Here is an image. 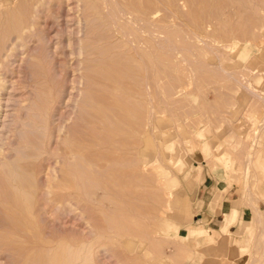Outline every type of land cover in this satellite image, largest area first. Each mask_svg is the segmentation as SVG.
Returning <instances> with one entry per match:
<instances>
[{
    "label": "rangeland",
    "instance_id": "1",
    "mask_svg": "<svg viewBox=\"0 0 264 264\" xmlns=\"http://www.w3.org/2000/svg\"><path fill=\"white\" fill-rule=\"evenodd\" d=\"M29 1H18L20 4L17 6H21L19 11H21L20 8L23 11L27 6V12L18 11V15L21 13L23 17L29 14L30 8L28 9V7H30L29 4H32ZM104 1L106 0H58L54 2L49 0V3L44 4V7L41 6L42 9H39L37 14L36 24L38 26H34L33 32L34 34L38 32V34L34 35L35 37L28 43V57L23 54L21 56L22 61L14 62L15 65H20L19 71L17 68H10V71L14 69L12 74L14 73L15 80L19 81L21 86L27 85L28 79H31L32 82V75L29 78L33 67L31 63L29 64L30 61H36L39 57L44 64L47 63L45 64L47 68L50 64L48 57L50 52L48 55L46 54L45 46L43 49L41 48L42 50L40 49L42 46L40 44L41 39H43V45L47 43L48 37L55 42L61 36L66 41L69 31H77L81 37L80 35H83L88 27L93 26L92 29L87 30L89 34L85 33L90 36V40L87 35V37H82L90 42L96 39L95 49L89 55L81 56L82 60L90 58V62L87 61V63L89 62L88 66L86 61H83L85 64L82 63L87 68L89 67L88 70L90 71L82 69L79 72L86 74L84 71H87L88 75L83 76H86L87 79L91 78V80L93 78V83H90L94 86L90 85V88L85 91L84 87L83 91L92 93L97 98L101 94L105 98V95L113 88L111 82L114 79L116 81V78H119L116 82L127 88L129 92L136 91V83L132 80V75L136 71L131 72L130 80L126 81L127 71L120 65L123 61L122 58H126L124 57L126 50L131 51L132 56L135 54L133 53L134 50L135 52L139 50L144 58L142 69L146 68L145 64L148 65L146 71L144 70L145 76L142 72L146 80L144 88L146 93L142 94V98L134 93L133 100L142 99L147 110L153 106L156 109L139 137L141 144L138 141L140 146L138 145L137 154H142L143 160L145 159L146 161H144L148 163L147 180L152 183L155 182L152 184L149 181H142L140 184L138 182L133 184V180H128V177L120 178L126 181L124 185L126 184L125 186L128 188L126 190L122 182L115 185L119 191L114 189V192L119 197L114 196L112 198L111 209L117 212L112 217L100 213V209L106 204L104 201H101V204L88 205V208L83 207L84 203H82L80 207L85 209L83 215L81 210L73 208V206H71L72 208L69 206L70 209L68 204L66 209L69 208L70 211L68 209V211L56 212L53 209L57 205L56 203H53L54 206L45 201L44 204L42 203L46 199V197L40 196H44L42 184L46 178L42 172L43 167L41 169L37 167L35 186L37 185L39 189L35 187L34 202L37 207L42 205L43 208L48 205L45 207L47 210H45L50 213H43L45 216L43 215L41 220L39 218L40 221H37L38 231L41 232L43 239L51 243L67 242L76 246H83L97 256L98 259L93 264H114V262H116L115 264H202L203 256H205L199 252L202 248H210L215 255L223 252L229 258H233L234 245L238 242L248 246L249 250L246 251L248 253L252 249L250 241H255V247H259L262 253L261 255L253 254L250 256L245 254L244 264H264V246L262 247L258 241L260 232L264 231V223H259L260 230L257 235L254 230L248 232L249 240H246V232L242 229L251 218L250 205L261 209V203L264 201L262 198L264 195L262 188L264 185V0H206L205 3L202 0H110L113 2L110 3L108 0L110 4H108V9L112 8L114 13L112 14L111 10L109 12L116 17L117 26H114L112 21L107 18L104 11L108 5L107 1V7L103 5L105 4ZM79 2L80 4H78ZM111 4H113L112 7ZM17 6L16 8H18ZM124 8L127 10L128 16L123 20L119 15L123 13L120 11H126L123 10ZM137 9L144 16L143 22H140L136 17ZM83 12H85L84 15L87 14L88 16L89 14V19L87 18L86 21L83 18ZM18 15L17 19H19ZM81 16L82 18H80ZM5 22L3 19L0 20V39L1 36L2 38L5 36L4 27H7ZM4 23L5 25H3ZM133 25L135 28L137 27V30ZM139 27L145 28V31L142 32V30L140 31L142 33H137ZM128 28L129 30L132 28L130 30L132 38L130 35L128 38L135 41L124 39V32ZM191 32L196 36L191 35ZM157 36L160 37V41L157 40ZM162 38L163 40H161ZM89 41L88 43L83 42V44L87 45L90 43ZM138 42L142 44L141 49L138 48ZM128 43L133 45L130 46ZM205 45L212 47L208 49ZM174 49L177 50L178 54ZM85 50L86 48L84 49L86 54ZM39 51H44V53ZM68 51L66 60L70 67H67L65 77L66 80L68 79L66 81L67 93L72 96L75 90L71 89V80L80 73L75 70L74 57ZM36 53L38 55H35ZM187 53L189 54L187 55ZM119 54L123 56L121 57ZM26 58L29 61H26ZM93 59H97V62ZM181 59L186 61H181ZM196 62L203 68L197 67L199 65ZM84 66L82 67L86 68ZM47 68L34 71V73L38 75L37 78L43 77V81H49L53 85L52 82L55 81V77L52 76H55V69L53 66L50 67L52 70ZM93 69L96 70L95 73ZM122 69L124 73L126 72L125 75ZM228 73L231 75L229 76ZM96 74H100V76H96ZM96 77H100L101 80ZM95 81L98 84H95ZM246 85L252 86L255 91L259 92L258 100L242 88ZM96 90L101 93H97ZM74 117V108L69 104L66 108V122L69 125L68 131H71V137L75 135V132L78 134V131H80L78 137H86L85 134H91V128L97 125L96 121L89 118H86L89 119L86 122L82 115V120L77 121L80 128L78 130V127L72 124L75 123L73 122ZM89 122V125L86 124ZM51 143H53V139H51ZM53 162L51 160L50 169L58 167V164H53ZM197 168L199 169L198 172ZM193 172L198 174L196 179L199 180H196V184L202 183L205 178V184H210L215 188L212 197H207L208 206H211L215 213L219 212L220 200L228 191L231 206L221 214L222 221L229 211L235 214L236 206H239L237 221L229 226L228 233H220L221 237L212 238L207 234L208 232L206 233V230H210L209 226L205 225L204 228L201 224L189 226V238L185 237L184 240H181L174 237L175 234H185L187 225L182 223L190 219L193 194L191 182L195 177L191 176ZM255 173L257 174L256 177ZM129 186L132 188L130 189ZM127 193H134L139 196L130 195V199L125 205L122 203L121 195H127ZM164 193L166 195L164 197H168V203H166L167 199L161 196ZM129 201L141 208L139 209V206L136 207ZM167 204L169 209L166 208ZM131 207L135 209L132 210ZM52 211L56 212L54 216ZM85 216L89 217L86 219ZM1 217L2 215H0ZM2 219L0 220L2 221ZM3 221L5 220L3 219ZM0 223L3 227L2 224L4 223ZM90 224L97 228L100 238H93L90 235V230H88ZM4 227L0 228V238L11 242L16 234L9 233L6 227L4 230ZM200 228L203 232L198 234L197 230ZM204 236L210 241H205ZM235 239L239 241L236 242ZM2 257L1 264H16L17 260L14 256L11 257V254V258L7 253H4ZM221 259L222 257L218 259L219 263Z\"/></svg>",
    "mask_w": 264,
    "mask_h": 264
},
{
    "label": "bare ground",
    "instance_id": "2",
    "mask_svg": "<svg viewBox=\"0 0 264 264\" xmlns=\"http://www.w3.org/2000/svg\"><path fill=\"white\" fill-rule=\"evenodd\" d=\"M18 1L19 0H0V20L3 19L4 22L6 21L5 23L7 24V27H4L5 36L3 38L1 36L2 40L0 39L1 40L0 42V215H2L0 219L3 218L5 220L3 221L2 219V221L0 220V222L4 223L2 224L3 227L6 225L5 227L8 229L7 231L9 233L13 232L14 234H16L15 238L11 241L12 244L11 242L4 241V239L0 238V255L7 253L9 254L10 257L11 254V257L14 256V258H16L17 260L16 264H93L98 259L97 256L90 253L89 250L83 248V246H76L74 244H69L67 242L51 243L43 239L42 235L40 234L41 232H39L37 229V224H38L37 221L39 220V218L41 220L43 215L48 212L46 211L47 208H45L48 206L46 203H48L49 205L52 204L53 206L56 203L57 205H55L54 206L55 208H53L54 210H56V212L57 211L60 212L63 210L68 211V209L71 206H73V208L75 207L76 209L81 210L83 215L84 214L83 211L85 210L83 209V207H87L88 205L101 204L102 203L101 201H104L106 204H104L103 207L100 209V213L106 215L107 217L108 216L112 217L115 214H117L115 210L111 209L113 203L112 198L114 196L119 197V195L116 192H114L115 190L119 191L115 187V185L119 184V182H122L123 186L126 185V184L124 185L126 181H124L123 179L121 180L120 178L128 177V180L131 181L133 180L132 181L133 184L137 182L140 184L142 183V181H149L147 180L148 179L147 172H149L147 171L148 163L145 162L146 161L145 159H144L145 161L143 160L142 154L141 155H138L139 153L137 154V148H139L138 145L140 146L141 144V142L139 141V137L142 135L144 126L148 124L150 117L156 108H154L153 106L152 108L147 110V108L144 107L143 105L144 102H142V99L138 101L133 100L134 93L139 95L140 98H142L143 95L146 93V90L144 89L146 85V80L145 77H143V74L146 71L148 65L146 66L145 64L146 68H144L145 70L144 71L142 69V64H144V58L139 50L135 52L134 48L132 47L134 50L133 53L135 54H133L132 56V53L130 54L131 51L129 52L128 50H126L124 53V57L126 58L124 59L122 58L123 61L121 62L120 67L121 68L123 67V69L127 71V74L125 75L126 72L124 73L122 69L126 81L130 80V73L136 71L135 74L132 73L133 74L132 76L135 77V78L132 77V80L136 83L135 84L132 81L136 86L135 92H129L127 88H124L121 85H119L116 82L118 81L119 78H116V81L114 79V81L111 82L113 88L111 89L110 87L111 90L110 92L107 93V95H105V98L102 97L101 94L99 95L100 97L97 98L94 95H92V93L84 92L86 89L90 88V85H93L91 84L93 83L92 81L93 78L91 80V78L87 79L86 77L88 75L87 71H90L88 70L89 67L87 68L88 63L90 62L89 60L90 58L88 59L85 58L84 60H82L83 58L81 59L82 55L87 56L90 54V52H92L95 49L96 39H94L95 41L90 42L89 41L90 36L87 35L89 34L87 33L89 32L87 30L93 28V26L92 27L90 26V28L88 27L86 32L84 31V34L85 33L87 34L80 35L81 37H79L78 35L79 32L77 33V31H72V30L69 31L67 33L68 38H66V41L61 36L58 37L55 42L52 41L51 38L49 39L48 37V41H46L47 43L43 45V39H41L42 42L40 44H42V46L40 45L41 46L40 49L41 48L43 49L44 48L43 46H45L46 54L48 55V52H50V55L48 56L50 59V64L48 68L53 66V68L55 69V76H52L55 77L54 79L55 81H53L54 83L52 82L53 85H51L49 81H43L42 80L43 77L41 78L40 76L38 77L41 80L37 78L38 75H36L34 71L44 70L45 68H47V65H45L47 63L44 64V62H42L43 60H41V58L38 57L36 61L32 60V62L31 61L29 62V64L31 63L32 66L35 67V70H33V67L31 68L33 73L31 72L29 76V78H31L32 75V82L31 79L30 80L28 79L31 83L29 84L27 80L26 82L27 85L23 86L24 84L22 83L23 85L21 86L18 83L19 81L17 82L15 80V77L13 76L14 73L12 74V71L14 69L10 71V68H17L18 71L20 70L19 69L20 65L18 64L17 66L14 64V62L22 61L21 56L23 54L24 55L26 54L27 56V50L29 49L28 43H30L31 39H33V37H35L36 34H38L36 30H35L36 34H34L33 32L34 26L35 27L38 26V24H36V19H38L37 14L39 13V9L40 10L42 9L41 6L44 7V4L45 3L47 4L49 0L48 1L28 0L29 3L32 2V4L28 3L30 5V7H28V9L30 8L28 11L29 14L26 16L24 13L25 16L23 17H22L23 14L21 13L24 11L27 12L26 11L27 6L26 4H24V2H22L26 7L23 11L22 8H20L21 11H19V7L21 6L20 5L17 6V4H20L18 3ZM25 1L27 2V0ZM54 1H58V0H53V2ZM106 1L108 5L109 4L108 0ZM106 1H104L105 4L103 5H106ZM202 1L205 3L206 0H202ZM78 4H80V2ZM221 4L223 6L222 2ZM109 5L104 12H106L107 18L112 21V24L114 26H117L116 17L114 15H111V13L109 12L112 9L111 7L113 4H111L110 7L111 9H108ZM16 6L18 8H16ZM45 7H47V5H45ZM125 8L127 9L126 6ZM125 8L123 10H126ZM18 11L21 12L19 13V15H18ZM100 11L102 10L100 9ZM120 12L123 13H120L121 15H119L118 12V15L119 17L121 16L124 20V18L128 16L127 10ZM84 13L85 12H83L82 15L84 16L83 18L86 21L87 18L89 19V14L88 16L87 14H85L86 15L85 16ZM113 13L114 12H112V14ZM17 15L19 16V19H17ZM136 15H137L136 16L137 19H139L140 22H143L144 16L142 15L140 10L137 9ZM80 18H82V16ZM128 22L130 23V21H127V23ZM5 23L3 25H5ZM85 24L87 25V23ZM85 24L83 25L85 26ZM131 29L132 28H130V30ZM144 29L145 28L141 29V27H139V32L137 31L136 32L140 34L145 31ZM128 30L124 32L125 34L123 35V37L124 39L130 40L132 38L131 37L132 34H130V30L129 31ZM135 30H137V27L135 28ZM86 35L89 36L88 41L90 42L87 45L83 44L84 42L83 40H86L83 38ZM129 35L131 38H128ZM191 35H195V34L194 33L192 34L191 32ZM46 38L47 37H45V39ZM98 38H99V34H98ZM159 38L160 37H158L157 40ZM135 39H137L136 36ZM161 40H163V38ZM88 41L86 40L85 42L88 43ZM131 41H135V40L131 39ZM131 43L128 44L131 46L133 45ZM203 44H204V40H203ZM137 45H139L138 48L141 49L142 44L139 43ZM208 46H206L208 49L212 47V46L211 47ZM66 48L69 50V51L67 50L68 53L74 57L75 70L79 72V70L87 69V71H84L86 72L87 75L85 73L81 74L79 72L80 75L79 74L76 75L71 80V86H72L71 89L75 90V92L72 93V96H70L67 93V87H66V81L68 79L66 80L65 75L67 72V67L69 66L66 60L67 58L66 55H68L66 54L67 53ZM85 48H86L85 50L86 54L84 52ZM174 50L175 52H177L176 49ZM44 51L43 52L39 51V52L44 53ZM189 53H187V55ZM35 55L38 54L36 53ZM190 56L191 55H189V57ZM78 58H80L81 60ZM31 59L33 58L31 57ZM27 60L29 61V59L26 58V61ZM93 60L91 61L97 62L96 61L97 59H95L94 61ZM83 61H86L87 64V66L85 65L86 68L82 67L84 66L82 64L84 63ZM87 61L89 62L87 63ZM181 61L184 60L181 59ZM103 64L105 65V63ZM197 65H199V63ZM200 66L201 65L197 67ZM49 70H52V68H50ZM93 70H94L93 72L95 73L96 70L95 69ZM97 71H101V70H97ZM101 72H106V71L103 70ZM230 75L231 74H229V76ZM96 76H100V74L98 75L96 74ZM46 78L47 76L45 77V79ZM96 78H99V80H101L100 77H96ZM21 79L19 80L21 81ZM119 82L121 84V79L119 80ZM96 83L97 81H95V84ZM242 88L247 90L248 93L251 94L253 98H256L258 100L259 92L255 91L252 88V86L246 85L245 87ZM93 92L95 93V91ZM97 93H101V92L97 91ZM69 104H71L74 108L75 117L73 118L74 121L73 120L72 121L75 123L72 124L75 127H78L77 121L82 120L83 118L82 115L85 117L86 122L89 119L96 121L97 125L94 128H91L90 130L91 134H85L86 137H81V138L78 137L80 136L79 135L80 131H78L80 130V128L78 127L77 128L78 134H76L75 132L76 136L73 135L71 137L70 135L71 131H68L69 125H67L66 122V108L67 106H69ZM86 118L89 119L87 120ZM92 120L91 122H93ZM86 124L89 125L90 122ZM74 126L73 128L75 130ZM70 127H71L70 129H72V126ZM51 139H53V143H51ZM138 141L140 144L138 143ZM51 160L54 161L53 164H58V167L56 166L50 169ZM37 167L40 169L43 167L42 172L44 174V177L46 178L44 179L45 182L42 184L43 185L42 188H44L42 194H44V196L43 195L40 196H42V198L46 197V199L43 200L42 203L44 204L45 201L46 202L45 204L47 206L43 205L44 206L43 208L42 205L38 206L39 208L41 207V209H38L36 203L34 202V197L36 194L35 187H37V185L35 186L36 183L35 174L37 173L36 170ZM149 182L152 183L151 181ZM130 185L132 186L131 183ZM42 188L40 189L43 190ZM127 188L125 186L126 190ZM37 189L39 188L37 187ZM40 191L38 192L40 193ZM161 191L162 190H160V192ZM130 195H133V197L137 196L134 193H129V194L127 193V195H121L122 197L121 199H123L122 200L123 204L127 205L126 203L130 199ZM164 195L165 193L161 196L164 197ZM166 199H167L166 203H168V197ZM82 203H84L83 207L82 206L80 207ZM130 203H132V201ZM67 204L68 207L70 206L68 209H66ZM132 204H134V202ZM134 205L136 206V204ZM134 207H131L132 210ZM140 208L141 207L139 206V209ZM166 208H168V204ZM89 210L91 211V209ZM56 212L52 211L53 216L54 213ZM59 215L61 214L59 213ZM92 216L91 218H93ZM88 217L89 216H85L86 219ZM92 220L94 221V219ZM3 227H1L0 225V228ZM6 228L4 230H6ZM88 230H90L89 233L93 238L101 237L98 234L97 228L94 225L90 224ZM201 232H203V230L201 231V228L197 230L198 234H201ZM263 232H260L259 234L260 237L258 238L259 239L258 241L262 244V247L264 246ZM2 255L0 257V264H1V260L3 259ZM225 260L226 259L222 257L219 264H224ZM115 263L116 262H114V264Z\"/></svg>",
    "mask_w": 264,
    "mask_h": 264
},
{
    "label": "crops",
    "instance_id": "3",
    "mask_svg": "<svg viewBox=\"0 0 264 264\" xmlns=\"http://www.w3.org/2000/svg\"><path fill=\"white\" fill-rule=\"evenodd\" d=\"M199 171V169L197 168V172ZM188 174V173H187ZM256 177V173L254 174ZM191 176H195L194 179H192L193 181L192 183V197H191V209H190V219L187 220V222H183L182 224H186V232L185 234H175L174 237L176 238H180L181 240H184L185 237L189 238L190 237V232H189V226L190 225H196V224H201L203 227L205 225H208L210 230H206V233L209 234V236L216 237V236H220V233H228L229 232V226L232 225L233 223H235V221H237V216H238V205L236 206V213L234 214L233 212L229 211L226 215V218L222 221L220 216L223 212H226L230 206H231V200H229V195H228V191H226L224 193V196L221 198L220 200V206H219V212L215 213V211L211 208V206H208V199L207 197H212V195L215 193V188H213L212 186H210V184H205V178L203 179L202 183H197L196 184V180L198 181V174L196 172H193ZM254 177V178H255ZM264 180V179H263ZM264 182V181H263ZM262 188L264 189V185L262 186ZM259 196V195H258ZM263 200H264V195L262 196ZM256 202V199H254ZM242 201H245V199H242ZM241 201V203H242ZM262 204V208H257L256 206H251L250 205V210H251V218L249 221H247V223L243 226V231L246 232V240H249L247 234L249 231L254 230L256 235L259 232V223H264V201ZM192 223V224H191ZM205 228V227H204ZM219 231V232H218ZM238 231V230H237ZM205 237V236H204ZM221 237V236H220ZM205 241H210L207 240L206 237L204 238ZM235 241H239L238 239H235ZM250 244H252L251 246V251H249L248 253L246 251L249 250V247L246 245H241L238 242L236 243V245H234V255L232 256L233 258H229L228 256H226L225 253H220L215 255L213 253V250H211L210 248H206V249H201L199 250L200 253H202L203 255V263L202 264H219V258L220 257H224L225 263L224 264H232V262H234V264H244L243 261H245V254H247L248 256L250 255H261L262 250H260L259 247H255V241H250ZM246 252V253H243ZM246 255V256H247ZM244 258V259H243ZM243 259V260H242Z\"/></svg>",
    "mask_w": 264,
    "mask_h": 264
}]
</instances>
